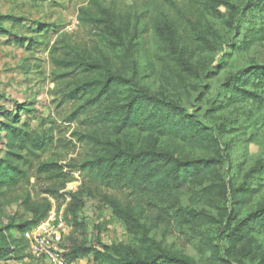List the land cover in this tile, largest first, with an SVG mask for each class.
<instances>
[{
	"label": "rangeland",
	"instance_id": "rangeland-1",
	"mask_svg": "<svg viewBox=\"0 0 264 264\" xmlns=\"http://www.w3.org/2000/svg\"><path fill=\"white\" fill-rule=\"evenodd\" d=\"M254 65H264V0H0V106L12 113L0 116L1 128L48 141L43 150L22 152L27 173L0 199V230L19 237L46 212H64V253L72 237L90 250L73 264L146 261L163 252L195 264H264V232L244 233L237 243L229 237L264 206V103L222 107L224 84ZM109 74L126 80L127 94L180 104L206 126L212 147L91 127L97 94L83 86ZM109 145L222 164L208 178L139 200L83 168ZM233 196L251 202L238 209ZM107 198L132 214L135 227L114 216ZM28 254L0 264H43L30 248Z\"/></svg>",
	"mask_w": 264,
	"mask_h": 264
},
{
	"label": "trees",
	"instance_id": "trees-1",
	"mask_svg": "<svg viewBox=\"0 0 264 264\" xmlns=\"http://www.w3.org/2000/svg\"><path fill=\"white\" fill-rule=\"evenodd\" d=\"M86 20L89 21L88 18ZM79 65L89 71L99 69L97 65L91 63H79ZM125 82L124 78L109 74L102 81H93L83 86V89H92L97 94L91 99V113H93L91 127H109L120 134L138 130L160 138L180 141L193 149L212 147L215 140L194 114H190L180 104L165 97L152 96L137 90L127 94L123 89ZM224 88L227 95L222 106L224 108L250 100L264 103V65L251 66L240 74L230 77ZM0 116L10 118L12 113L0 106ZM0 145V155H4L0 158V199H2L26 176L27 172L23 169L26 159L22 152L27 151V154H30L34 150H43L48 145V141L34 140L32 134L26 130L11 128L9 132H4L0 125ZM178 154L180 153L158 150L154 147L132 149L127 146L109 145L85 162L83 168L91 173L99 184L114 191L129 192L141 200L148 195L155 196L208 178L222 164L219 158L199 159ZM251 196L246 200L233 196V204L241 209L251 202ZM106 203L112 209L114 216L127 228L135 227L132 214L125 211L118 200L107 198ZM46 214L47 212L39 220H33L27 228H21L19 237L13 238L0 230V260L8 255L28 256L29 245L24 234L42 222ZM74 222L77 227L80 225L77 219ZM249 232H264V206L248 218L240 220L237 226L232 228L229 237L237 243L244 233ZM67 249L68 252L64 255L69 264L86 258L90 253L89 249L83 247L73 237L69 238ZM124 261L123 264H195L190 258L164 252L146 261L140 259Z\"/></svg>",
	"mask_w": 264,
	"mask_h": 264
},
{
	"label": "built area",
	"instance_id": "built-area-1",
	"mask_svg": "<svg viewBox=\"0 0 264 264\" xmlns=\"http://www.w3.org/2000/svg\"><path fill=\"white\" fill-rule=\"evenodd\" d=\"M70 234L64 212L52 213L24 234L32 253L42 259L43 264H69L63 244Z\"/></svg>",
	"mask_w": 264,
	"mask_h": 264
}]
</instances>
